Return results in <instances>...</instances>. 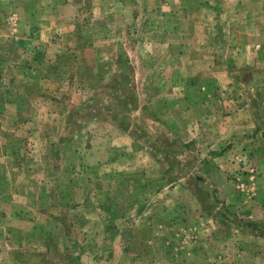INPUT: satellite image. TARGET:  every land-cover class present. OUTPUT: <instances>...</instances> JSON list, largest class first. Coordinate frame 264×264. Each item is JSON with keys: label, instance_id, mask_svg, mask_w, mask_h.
I'll list each match as a JSON object with an SVG mask.
<instances>
[{"label": "rangeland", "instance_id": "rangeland-1", "mask_svg": "<svg viewBox=\"0 0 264 264\" xmlns=\"http://www.w3.org/2000/svg\"><path fill=\"white\" fill-rule=\"evenodd\" d=\"M230 2L167 29L178 0H0V246L25 264H264V57L217 55Z\"/></svg>", "mask_w": 264, "mask_h": 264}, {"label": "crops", "instance_id": "crops-1", "mask_svg": "<svg viewBox=\"0 0 264 264\" xmlns=\"http://www.w3.org/2000/svg\"><path fill=\"white\" fill-rule=\"evenodd\" d=\"M183 1L184 0H178V3H174L171 6L165 5L164 9L166 14H164V17L170 24V26H167V29H170L171 26L172 29L173 27H176L173 25V22L177 17L185 18L186 15H190L189 12H197L199 11V8L202 7V0H197L195 5L193 4L189 6L187 4L189 8ZM261 1L260 6L255 8H253L252 2L247 3L246 0H232V2L227 4L217 3L220 4V8L218 11L213 9L215 12L213 15L216 17L214 20L217 25V31H215L213 35H218L215 37L214 50L219 57H222L224 53H228L227 57L239 59L244 58V60H246L251 52L252 54L250 56H253V50H255L254 52L256 53L259 52L261 54L258 57H264V38H262L263 40L257 46V49H254L253 43L257 41L252 37L253 35H256V32L257 34L264 36V0ZM205 7L209 8L210 6ZM259 19L261 22H259ZM254 20L257 22H254ZM171 32L172 31H169L168 34H171ZM204 33L207 37L208 32L204 31ZM164 39L167 41L165 36ZM201 39H203V36H201ZM186 42L187 41H184V43ZM198 43L201 44L202 41ZM185 49H187V47H181L180 51H185ZM6 213H8L7 210ZM10 249L9 241L4 239V243L0 246V264H25L22 257L19 258L16 254L10 253ZM20 251L23 250L21 249Z\"/></svg>", "mask_w": 264, "mask_h": 264}]
</instances>
